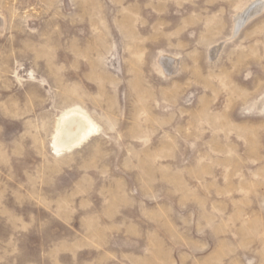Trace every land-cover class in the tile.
Wrapping results in <instances>:
<instances>
[{"label": "rangeland", "instance_id": "rangeland-1", "mask_svg": "<svg viewBox=\"0 0 264 264\" xmlns=\"http://www.w3.org/2000/svg\"><path fill=\"white\" fill-rule=\"evenodd\" d=\"M0 264H264V0H0Z\"/></svg>", "mask_w": 264, "mask_h": 264}, {"label": "bare ground", "instance_id": "bare-ground-1", "mask_svg": "<svg viewBox=\"0 0 264 264\" xmlns=\"http://www.w3.org/2000/svg\"><path fill=\"white\" fill-rule=\"evenodd\" d=\"M257 7L258 6L255 7V10H252L257 11L259 8ZM250 11L251 7H246L237 17L236 30H238L241 25H243L254 13V11ZM95 130L96 126L87 116L76 111L65 113L63 116H61V119L58 123L56 140H58V138L61 139L60 142L56 144L55 150L59 152L63 149L72 148L89 137Z\"/></svg>", "mask_w": 264, "mask_h": 264}]
</instances>
